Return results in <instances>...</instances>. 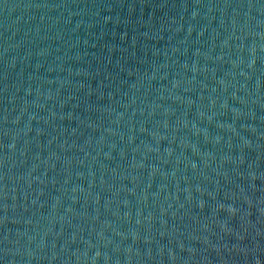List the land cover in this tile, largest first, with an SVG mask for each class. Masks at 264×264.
Masks as SVG:
<instances>
[{"label": "water", "instance_id": "95a60500", "mask_svg": "<svg viewBox=\"0 0 264 264\" xmlns=\"http://www.w3.org/2000/svg\"><path fill=\"white\" fill-rule=\"evenodd\" d=\"M0 264H264V0H0Z\"/></svg>", "mask_w": 264, "mask_h": 264}]
</instances>
